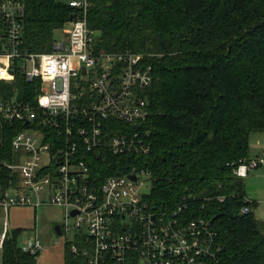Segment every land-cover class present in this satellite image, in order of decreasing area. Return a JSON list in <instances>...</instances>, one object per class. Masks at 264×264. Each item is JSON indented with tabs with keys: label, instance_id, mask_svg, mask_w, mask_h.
<instances>
[{
	"label": "trees",
	"instance_id": "obj_1",
	"mask_svg": "<svg viewBox=\"0 0 264 264\" xmlns=\"http://www.w3.org/2000/svg\"><path fill=\"white\" fill-rule=\"evenodd\" d=\"M26 3L22 50L51 52L55 32L77 9L66 0ZM87 19L96 52L142 54L154 78L140 92L149 106L141 125L149 152L84 153L94 185L147 170L145 200L156 210L186 204L185 218L212 223L217 264H264V222L236 174L250 162L251 134L264 132V0H92ZM36 93L19 74L0 82V98L32 102ZM26 128L0 121V193L17 184L3 162L12 161V141ZM246 206L250 213L242 214ZM21 235L10 230L2 264H36L38 257L19 249ZM67 249L65 264H73L70 243Z\"/></svg>",
	"mask_w": 264,
	"mask_h": 264
},
{
	"label": "built area",
	"instance_id": "obj_2",
	"mask_svg": "<svg viewBox=\"0 0 264 264\" xmlns=\"http://www.w3.org/2000/svg\"><path fill=\"white\" fill-rule=\"evenodd\" d=\"M66 1L78 13L59 30L61 37H54L52 51L27 53L22 50L26 0H0V82H14L19 74L37 91L32 102L0 98V121L27 127L12 141V161L3 162L18 181L0 193V208L7 214L0 264L11 230L10 209L46 205L62 207L66 219L74 220L73 226L61 227L62 234L75 231L69 250L73 264H217L221 248L212 223L185 218L186 204L156 210L145 200L147 170L135 167L128 176L94 185L84 153L149 152L148 133L141 128L149 106L140 92L153 84V70L142 54L96 52L87 19L92 0ZM117 127L125 130L110 134ZM260 164L264 158L243 163L236 174L244 178ZM250 210L246 206L241 212ZM21 237V251L42 254L37 235Z\"/></svg>",
	"mask_w": 264,
	"mask_h": 264
},
{
	"label": "rangeland",
	"instance_id": "obj_3",
	"mask_svg": "<svg viewBox=\"0 0 264 264\" xmlns=\"http://www.w3.org/2000/svg\"><path fill=\"white\" fill-rule=\"evenodd\" d=\"M62 32H55L56 37H61ZM258 137H264V132L251 134L250 139V159L258 160L264 158V139L260 143ZM145 180V179H144ZM247 195L250 199L258 203L255 214L259 210L264 214V164L256 169H251L244 177ZM29 193V192H28ZM6 212L0 208V233L6 219ZM10 229H21L22 234L37 235L44 250L37 258L36 264H65V255L68 252L67 244L73 242L75 231L70 234L58 235L56 226L63 227L64 224L74 225L73 219H66V211L62 207L46 205L39 208L17 207L11 208L8 213ZM264 222V220H263ZM23 237L19 239L22 242Z\"/></svg>",
	"mask_w": 264,
	"mask_h": 264
},
{
	"label": "crops",
	"instance_id": "obj_4",
	"mask_svg": "<svg viewBox=\"0 0 264 264\" xmlns=\"http://www.w3.org/2000/svg\"><path fill=\"white\" fill-rule=\"evenodd\" d=\"M258 139L260 140V143L262 142V139H264V137H258ZM261 158V157H260ZM250 161H253L252 159H250ZM263 165V164H262ZM250 172V171H249ZM249 174V173H248ZM257 217L263 222V220H264V214L262 213V211L261 210H259L258 212H257ZM8 223H9V219H8ZM9 226H10V224H9Z\"/></svg>",
	"mask_w": 264,
	"mask_h": 264
},
{
	"label": "water",
	"instance_id": "obj_5",
	"mask_svg": "<svg viewBox=\"0 0 264 264\" xmlns=\"http://www.w3.org/2000/svg\"><path fill=\"white\" fill-rule=\"evenodd\" d=\"M84 72H85V70H84ZM131 179L136 181V177L135 176H131ZM76 214H77L76 211L72 212L73 216L76 215ZM55 229H56V232H57L58 235H62V231H61V227L60 226H56Z\"/></svg>",
	"mask_w": 264,
	"mask_h": 264
}]
</instances>
